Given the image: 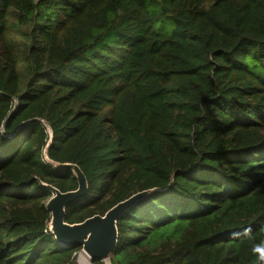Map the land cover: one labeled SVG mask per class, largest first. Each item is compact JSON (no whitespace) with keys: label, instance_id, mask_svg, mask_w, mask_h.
Segmentation results:
<instances>
[{"label":"trees","instance_id":"obj_1","mask_svg":"<svg viewBox=\"0 0 264 264\" xmlns=\"http://www.w3.org/2000/svg\"><path fill=\"white\" fill-rule=\"evenodd\" d=\"M49 127L67 222L159 188L111 264H264V0H0V264H77Z\"/></svg>","mask_w":264,"mask_h":264},{"label":"water","instance_id":"obj_2","mask_svg":"<svg viewBox=\"0 0 264 264\" xmlns=\"http://www.w3.org/2000/svg\"><path fill=\"white\" fill-rule=\"evenodd\" d=\"M49 130L51 139L44 151L47 161L59 168L71 169L78 180V188L66 192L51 184H47L53 190V195L47 202V209L51 213L50 230L60 245L65 247L81 246V250L87 255L90 262L96 259H108L119 243V217L139 199L159 190V188L137 192L114 205L104 215L96 214L76 223L67 222V208L87 195L89 184L87 176L78 164L61 163L49 157L48 149L52 142V130L50 127Z\"/></svg>","mask_w":264,"mask_h":264},{"label":"rangeland","instance_id":"obj_3","mask_svg":"<svg viewBox=\"0 0 264 264\" xmlns=\"http://www.w3.org/2000/svg\"><path fill=\"white\" fill-rule=\"evenodd\" d=\"M15 20H16L15 16H11L10 22L13 23V22H15ZM9 35H10V37H18V38L22 39L23 41H25V37L22 36V33L16 27H12V26L10 27V34ZM18 56H19V60H20V77H21V85L20 86L23 88V86L25 85V82L27 81V78L29 75H27V72H26L25 67H24V57H25L24 54L19 53ZM78 256H79V259L81 257H83L85 259V262H87L88 264L91 263L89 258L87 257V255H85V253H83L82 250H80L78 252ZM86 258H87V260H86ZM104 261L106 264H111L109 258L105 259Z\"/></svg>","mask_w":264,"mask_h":264},{"label":"built area","instance_id":"obj_4","mask_svg":"<svg viewBox=\"0 0 264 264\" xmlns=\"http://www.w3.org/2000/svg\"><path fill=\"white\" fill-rule=\"evenodd\" d=\"M79 252V251H78ZM78 252H76L75 254L77 255V259H76V263L77 264H88L87 262H85V259L83 257H81L79 259V256H78ZM84 253V252H83Z\"/></svg>","mask_w":264,"mask_h":264},{"label":"crops","instance_id":"obj_5","mask_svg":"<svg viewBox=\"0 0 264 264\" xmlns=\"http://www.w3.org/2000/svg\"><path fill=\"white\" fill-rule=\"evenodd\" d=\"M86 260H87V258H86Z\"/></svg>","mask_w":264,"mask_h":264}]
</instances>
